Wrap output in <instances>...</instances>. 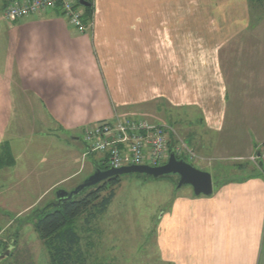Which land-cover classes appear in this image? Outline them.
Returning a JSON list of instances; mask_svg holds the SVG:
<instances>
[{
	"label": "crops",
	"instance_id": "obj_1",
	"mask_svg": "<svg viewBox=\"0 0 264 264\" xmlns=\"http://www.w3.org/2000/svg\"><path fill=\"white\" fill-rule=\"evenodd\" d=\"M0 4V69L23 98L0 93V108L29 105L51 134L73 139L115 115L161 112L196 152L175 127L179 137L169 141L207 167L264 153V0H95L82 34L59 8L16 22L4 20ZM249 170L212 183L209 196H175L155 229L161 262L264 264V170Z\"/></svg>",
	"mask_w": 264,
	"mask_h": 264
},
{
	"label": "rangeland",
	"instance_id": "obj_2",
	"mask_svg": "<svg viewBox=\"0 0 264 264\" xmlns=\"http://www.w3.org/2000/svg\"><path fill=\"white\" fill-rule=\"evenodd\" d=\"M0 70L4 75L0 79V93L3 95L13 93L15 104L20 103L23 98L19 100L16 95L22 91L16 86V78L4 79L6 73L3 69ZM230 85L229 92L231 96L236 97L232 81ZM27 101L31 103L30 99ZM242 101H247L246 96ZM245 109L238 114L241 120L243 116L248 117L249 112L247 108ZM139 115L152 122L163 121L175 130L178 137L180 134L187 146L193 149V140L190 136L179 132L173 120L165 114L144 112ZM42 120L44 118L41 114H36L34 108H30L29 105L21 109L17 105L16 109L9 112L0 108V159H4L0 167V244L9 245V252L15 253V262L13 258H9V253L6 256L8 258L5 257L1 264H48L46 251L32 227L30 213L53 202L55 190L62 188L69 192L82 184L80 182L87 176L82 177L91 170L87 164L103 168L100 164V154H88L81 136L75 135L77 139H73L72 135L59 130L51 134L49 127L42 125L44 124ZM173 136L174 134H170L169 139ZM82 152L87 156H81ZM193 152L196 150L193 149ZM8 155L15 162L8 163L5 160ZM182 158L196 169L210 174L213 186L221 181L240 178L247 174L249 169L252 172L264 170L249 162L250 158L242 161L229 158L215 159L211 161L209 167L206 162H200L199 153L195 159H190L187 154ZM79 167H81L79 173L44 193L50 184L60 178L69 177L78 171ZM245 168L247 169L243 170ZM120 178L121 182L115 188V196L107 209V214L90 232L93 244L89 264H165L157 257L155 246L157 222L170 207L175 196L191 195V187L175 190L174 177L151 178L142 174H128L121 175ZM14 239L18 240L16 244Z\"/></svg>",
	"mask_w": 264,
	"mask_h": 264
},
{
	"label": "built area",
	"instance_id": "obj_3",
	"mask_svg": "<svg viewBox=\"0 0 264 264\" xmlns=\"http://www.w3.org/2000/svg\"><path fill=\"white\" fill-rule=\"evenodd\" d=\"M80 0H4L3 18L18 21L30 15H38L60 9L73 30L85 33L91 21L84 22ZM95 0H91L92 4ZM81 139L88 154L99 153L100 164L106 168L128 167V165L162 166L169 158V135L174 134L165 123L147 121L141 117L122 119L117 115L112 120H103L85 126ZM173 151L181 156L192 152L179 140ZM249 161L264 169V153L250 157Z\"/></svg>",
	"mask_w": 264,
	"mask_h": 264
},
{
	"label": "trees",
	"instance_id": "obj_4",
	"mask_svg": "<svg viewBox=\"0 0 264 264\" xmlns=\"http://www.w3.org/2000/svg\"><path fill=\"white\" fill-rule=\"evenodd\" d=\"M84 1L90 4L83 7V18L87 23L92 20L94 6L91 0ZM173 148L174 142L173 144L170 142L169 150ZM177 157L182 158L179 155ZM5 160L10 164L13 163L9 155ZM3 162L4 159H0V167ZM120 182V176L111 177L92 188L84 189L71 201L61 203L60 207L37 208L30 213L32 227L46 251L48 264H89L93 244V236L90 232L96 227V223L107 214V209L115 196V188ZM14 240L16 244L18 240ZM8 246L0 244V256L5 253ZM14 254V251L11 252L9 258H13L15 262Z\"/></svg>",
	"mask_w": 264,
	"mask_h": 264
},
{
	"label": "water",
	"instance_id": "obj_5",
	"mask_svg": "<svg viewBox=\"0 0 264 264\" xmlns=\"http://www.w3.org/2000/svg\"><path fill=\"white\" fill-rule=\"evenodd\" d=\"M79 4L83 7L90 4L84 0H80ZM168 160L163 163L162 166L148 167L145 165H128V167L120 168H105L94 166L93 172L87 176L82 184L66 191L62 188L55 190V199L50 202L48 206L60 207L61 203L71 201L75 196L83 192L84 189L92 188L105 180L121 175L128 174H142L145 177L163 178V177H176L175 190H179L182 187H191L192 193L195 197L200 195L209 196L212 192V179L211 175L202 170L196 169L191 163H188L182 158H177L173 150L169 151ZM8 248L5 253L0 256V261L3 260L10 252Z\"/></svg>",
	"mask_w": 264,
	"mask_h": 264
}]
</instances>
